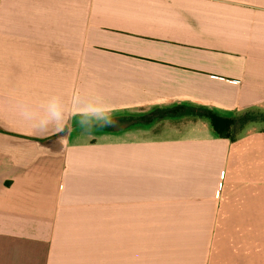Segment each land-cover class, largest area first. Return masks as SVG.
I'll list each match as a JSON object with an SVG mask.
<instances>
[{"label": "crops", "instance_id": "1", "mask_svg": "<svg viewBox=\"0 0 264 264\" xmlns=\"http://www.w3.org/2000/svg\"><path fill=\"white\" fill-rule=\"evenodd\" d=\"M74 91L115 123L16 115ZM188 108L264 113V0H0V264H264V122Z\"/></svg>", "mask_w": 264, "mask_h": 264}, {"label": "clouds", "instance_id": "2", "mask_svg": "<svg viewBox=\"0 0 264 264\" xmlns=\"http://www.w3.org/2000/svg\"><path fill=\"white\" fill-rule=\"evenodd\" d=\"M113 111L114 107L101 94L90 91H74L70 95L58 92L38 105L27 100L15 105L18 118L34 131L54 129L63 133L59 136L60 143H64L76 129L81 135L91 136L96 129L111 127L115 123Z\"/></svg>", "mask_w": 264, "mask_h": 264}, {"label": "trees", "instance_id": "3", "mask_svg": "<svg viewBox=\"0 0 264 264\" xmlns=\"http://www.w3.org/2000/svg\"><path fill=\"white\" fill-rule=\"evenodd\" d=\"M186 111L188 115L209 119L215 133L230 141H235L249 125L264 122V113L255 110L233 117H223L208 108H188Z\"/></svg>", "mask_w": 264, "mask_h": 264}]
</instances>
